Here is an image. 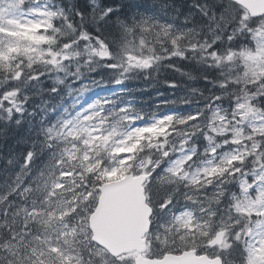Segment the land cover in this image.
Returning a JSON list of instances; mask_svg holds the SVG:
<instances>
[{
  "label": "snow or ice",
  "instance_id": "6c2138e0",
  "mask_svg": "<svg viewBox=\"0 0 264 264\" xmlns=\"http://www.w3.org/2000/svg\"><path fill=\"white\" fill-rule=\"evenodd\" d=\"M198 12L0 0V138L46 97L35 138L18 131L0 151V264H264V12L241 0ZM169 71L201 97L180 98L190 111L53 104L87 94L89 76L124 88Z\"/></svg>",
  "mask_w": 264,
  "mask_h": 264
},
{
  "label": "trees",
  "instance_id": "16d2710c",
  "mask_svg": "<svg viewBox=\"0 0 264 264\" xmlns=\"http://www.w3.org/2000/svg\"><path fill=\"white\" fill-rule=\"evenodd\" d=\"M179 3L184 10L189 9V7L184 5L182 2H179ZM194 10H195V8H192L191 12ZM189 64L190 63H185V65H184L185 68H187V70H191L192 65H189ZM200 83L202 86L203 82H200ZM0 84H2V82H0ZM190 87H191V85L189 86V88ZM162 88H164V86ZM74 96L77 97V94H74ZM69 97L70 96H68L67 98H63V102L61 103L62 106H59V108H61V107L62 108L59 110V112L62 113L65 108L72 106V104L68 100ZM43 99H46V97L42 98L40 96H37L36 99L33 98L31 103L25 105V106H27L28 110L32 108V113L33 112L36 113L35 115H32V117H41L43 115V113H41L39 111V105ZM198 99H201L199 94H198ZM53 104L55 106L58 105L54 102H53ZM120 104H122V103H120ZM34 105L36 107H34ZM18 131L23 137H26V138H35V136H36V129H33V127H31L30 121L28 119L24 120L22 125L19 126V128H17V126L15 124H13L11 127V130L9 132H7V134L4 137L0 138V151H3L4 153H8L12 148L15 147V144L17 141V132Z\"/></svg>",
  "mask_w": 264,
  "mask_h": 264
},
{
  "label": "water",
  "instance_id": "95a60500",
  "mask_svg": "<svg viewBox=\"0 0 264 264\" xmlns=\"http://www.w3.org/2000/svg\"><path fill=\"white\" fill-rule=\"evenodd\" d=\"M249 10L254 14L264 12V0H246Z\"/></svg>",
  "mask_w": 264,
  "mask_h": 264
},
{
  "label": "rangeland",
  "instance_id": "374dc122",
  "mask_svg": "<svg viewBox=\"0 0 264 264\" xmlns=\"http://www.w3.org/2000/svg\"><path fill=\"white\" fill-rule=\"evenodd\" d=\"M88 105H89V104H86V105L81 109V111H83L85 108H87Z\"/></svg>",
  "mask_w": 264,
  "mask_h": 264
}]
</instances>
